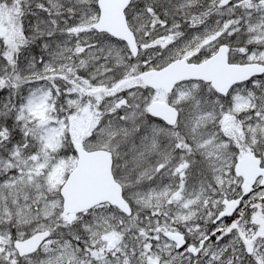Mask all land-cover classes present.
Segmentation results:
<instances>
[{
  "label": "rangeland",
  "instance_id": "374dc122",
  "mask_svg": "<svg viewBox=\"0 0 264 264\" xmlns=\"http://www.w3.org/2000/svg\"><path fill=\"white\" fill-rule=\"evenodd\" d=\"M20 1L23 0L8 2L7 14L0 9V23L6 26V33L0 36V133H3L0 137V254L12 245V240L22 239L26 231L58 225L62 228L54 231L41 254L27 264H174L179 255L172 253L169 239L163 237L151 244L147 241L148 231L171 234L183 229L192 234L200 226L212 224L215 215L210 207L220 205L221 198L237 190L240 183L227 178L221 169L211 168L207 173L214 175H201L190 168L182 170V201L170 183H139L133 188L134 167L144 161L147 164V155L157 150L161 135L160 130L143 122L140 115L146 111L149 101H160L163 95L143 92L140 96L138 89H134L137 86L132 76L124 82L122 77L127 69L124 46L89 29L98 16L96 0H41L40 49L52 51L53 56L23 58L19 53L23 44L18 20L22 16L18 13ZM211 1L214 0H146L142 4L136 0L126 15L130 27L138 34L139 46L160 50V62L178 58L201 62L220 43H227L233 61L264 63V0H234L230 10L221 12L222 16L231 18L221 21L215 17L212 22L208 21L211 23H205L215 15L208 8ZM25 2L30 6L35 4V0ZM181 14L187 24L173 21ZM230 24L232 29H228ZM75 58L78 69L70 80L76 84L62 85L65 75L57 66L62 60ZM25 69L29 76H34L33 80L20 79ZM51 71L57 78L53 82L55 96L49 87L52 79L47 78L49 83L40 80ZM202 90L207 91L203 85H187L178 91L174 102L182 98L186 113L182 116V125L187 126L186 131L189 127L194 135V131L196 134L202 128L198 146L205 149L209 164L229 145L235 149L234 157L243 154L264 158V102L258 108L253 100L254 92L258 96V89L234 90L228 98L230 116H213L218 114L220 101L202 98L198 94ZM186 102L190 105L186 106ZM136 107L139 116H135ZM138 123L142 127L136 135ZM208 124L217 125V130L203 132ZM6 125L10 126L9 130ZM16 131L25 135L26 140L21 157L18 148L2 143ZM77 142L93 147L123 145L124 154H130L134 147L141 151L138 159H126L122 168L125 185L131 187L127 197L135 210L132 218L105 208L89 215H75L70 221L61 218L62 200L58 192L73 166V159L67 153ZM10 198L12 204L14 200L20 204L16 208L8 207ZM248 204L253 210L239 212L229 232L221 236L220 245L237 246L241 253L250 247V261L263 264L264 224L260 221L264 219V189L258 188L247 199ZM164 205L172 210L169 215L156 211ZM118 225L123 226L124 232L116 237L114 230ZM71 226L81 233L68 230ZM85 234L91 236L90 245L99 248L96 262L85 261L82 249L74 248L71 242V236L78 239ZM114 238L116 245L109 249L108 243ZM224 247L210 255L217 260L216 264L224 262L220 259Z\"/></svg>",
  "mask_w": 264,
  "mask_h": 264
},
{
  "label": "flooded vegetation",
  "instance_id": "af4514ba",
  "mask_svg": "<svg viewBox=\"0 0 264 264\" xmlns=\"http://www.w3.org/2000/svg\"><path fill=\"white\" fill-rule=\"evenodd\" d=\"M13 2L14 0H0V9L1 12L8 11L6 7V4L8 2ZM28 1V0H26ZM135 1V0H134ZM133 1V2H134ZM19 2V0H18ZM20 7L18 10V13L22 15L18 20L21 24L19 25V29L21 30V36L20 39L23 41V44L19 48V53L23 58L26 59V57H42L43 55H49L53 56V52L51 51L48 53V51H44L40 49V45L42 44V38H43V30H42V2L41 0H35L34 6H30V4H27L25 0L20 1ZM22 5V7H21ZM232 3L226 5V6H219L218 0L211 1V4L208 8H210L214 15L213 17L210 16V19L205 21V23H211L212 20L218 19V20H225L226 18H231L230 16H225L221 14L224 10H230ZM198 6V5H197ZM196 9L199 10V8ZM222 8V9H220ZM195 9V17L197 18L198 13ZM202 9V7H201ZM201 11V10H200ZM216 17V18H215ZM170 17H168L169 19ZM195 19V18H194ZM175 23L187 24L188 22H185L184 19H182L181 16L175 17L173 19ZM211 21V22H208ZM233 25H229L228 29H232ZM15 30V29H14ZM6 33V26L3 23H0V35L1 37L4 36ZM7 35V34H6ZM0 37V38H1ZM220 47L226 48V61L229 65H250V64H260L264 68V63L262 61L254 60V61H233L230 56V47L227 43H220L217 47L216 51L212 53L211 55L206 56L204 60L210 58L213 56L217 50ZM123 52L125 53V60H126V72L129 70V66L131 62H134V73H132V80L135 81L136 86L134 89H138V93L141 94L143 92L145 93H151L152 94H160L163 95L160 101H149V105L146 109V111L140 115L139 109H137V115L135 116H141L143 117V122H146L150 126V128H155L157 130H160L161 135L159 136V144L157 145V150L154 152H150L149 155H147V164L144 163L141 166L134 167V172L132 173V180L131 183L134 185L140 184H156L158 182L163 183H170L174 190L178 191V197L179 200L182 201V170L183 169H190L193 168L196 170V173H200L201 175L208 174L207 170H212L211 168L215 169H221L223 175L227 174V178H230L231 180L237 181V183H240V187L237 188L235 191H230L231 193L222 197L220 205L217 204L213 208V205L210 207V211L213 215H215V218L213 220V223L204 226H200V229L198 231H195L192 234L187 233L183 229H179L171 234H165L158 232H149V235L147 237V241L149 243H157L156 240H161L163 237H167L169 243L172 246V253L178 254L179 258L178 261L173 262L174 264H216L217 260H213L212 257H210L211 253L217 251V249H222L224 246L220 245L223 241L221 236L225 235L230 230V224H233L234 219L238 217L240 211L246 210L248 213H250L251 210H253L252 207H250V204L246 205L247 199L251 195L255 193V191L259 189H264V186L261 185L262 178H258L255 182V185L253 186L252 192L248 195H244L242 185H243V179L241 177H238L235 175L234 166L235 163L244 158V157H254L258 161V166L260 168H264V158H261L263 156H254V155H239L235 157L232 153L235 152V149L232 148L231 145L229 147H226L217 157H212V164H209V158L205 154V149L198 146V142L200 141V138L202 136V128L198 129L196 134L194 131V135L191 132V129L186 131L187 126L182 125V116H185L184 108H182V98H180L178 103L174 102V99L176 97V94H178L179 90H182L183 87L187 85H198L202 86L207 90L206 93L198 91L199 96L201 95L202 98L209 100L215 99L220 101L219 108L217 109L218 114L213 116H230L231 113L227 112V109L230 107V103L228 102V98L231 96V94L236 89H243V88H249L252 89H258V96L256 97V94L254 92L253 100L255 103H258V108L261 106V104L264 102V69L262 74L260 75H253L248 80L236 83L231 85L225 94H221L218 91H216L212 85L211 82H207L204 80H187V81H180L179 83L175 84L173 89L170 93H165L162 89H152L150 87L145 86L141 81V75L143 72L151 71V70H160L171 63V61L160 62V50L158 49H146V48H139L138 53L135 57H132L129 53L128 49H124ZM71 56H75L77 54H70ZM150 56V57H148ZM153 56H155L153 58ZM108 59V58H107ZM107 59H102L103 61H106ZM101 60V61H102ZM111 58L109 59V61ZM73 61H76V58L73 59ZM201 61V62H203ZM188 63H194L199 64L201 62H190V60H187ZM126 72L123 76L126 75ZM50 77L52 79V83L50 84L51 94L56 95V91H54L53 88V82L57 81L56 76L51 71V74L49 76H44L40 78V80H47V78ZM33 80L34 76H29L28 70H24L22 72V77H20L21 80ZM56 78V80H55ZM54 79V80H53ZM48 83L50 82L47 80ZM46 81V82H47ZM125 82V81H124ZM141 89V90H140ZM8 94H11V90L8 89ZM197 95V94H196ZM203 100V99H202ZM252 100V101H253ZM212 103V102H211ZM190 105V102H186L185 105ZM153 105H162V106H170L176 111V120L173 125L167 124L164 120L161 118L155 117L150 113V108ZM189 109V106L187 107ZM263 110V109H260ZM224 112H227L224 114ZM7 117V116H6ZM141 121V122H142ZM209 125V124H208ZM204 127L203 132H207L209 130L216 131L218 126L217 125H209ZM8 130L10 129L9 125ZM193 126V125H192ZM141 124L138 123L135 126L134 132L138 133L136 135H139L141 132ZM1 131V130H0ZM163 133V134H162ZM192 133V134H191ZM3 133H0V137ZM204 134V133H203ZM135 136V135H134ZM25 135L20 133L19 131L11 132L9 140H4L2 143L7 142V145L9 148L12 146L18 148L20 150V157L24 152L25 148ZM223 141V140H218ZM1 143V141H0ZM82 146V149H84L86 152H95V151H106L110 154V160H111V167H110V173L111 176L116 184H118L121 188L122 197L123 199L128 203L130 209H131V216L133 217L135 214V210L133 206L131 205L127 195L128 191L131 189V187H127L125 185V174L123 173L122 168H124L125 160L128 158L131 159H138L140 157V150L135 149L132 150L130 154H124V148L123 145H113V147H107V146H99V147H93L91 145L85 144L84 142H77ZM77 143H74L72 147H70L68 151V156L73 159V166L72 169L75 167L77 162V153L75 151V145ZM243 149V148H242ZM240 151V149H238ZM243 151V150H242ZM146 157V158H147ZM211 159V158H210ZM71 169V170H72ZM70 170V171H71ZM185 170V172H186ZM205 170V172H204ZM215 173L211 172L208 175H214ZM59 195V192H58ZM14 200V199H13ZM226 201H238V207L237 209L230 215L229 217H221L219 218V215L224 211L225 206L224 202ZM12 204V198L8 201V207L10 208H16L20 203H16V200H14ZM105 208L108 211L112 210L116 213L122 215L120 210L117 208L110 206L108 204L99 205L96 207H93L92 209L85 211L81 213V215L87 214L89 215L91 212L98 211L99 209ZM209 208L207 209V211ZM159 213H162L163 215H169V213L172 211L171 209H166L165 205L156 210ZM78 215V214H76ZM263 216H264V208H263ZM75 217V215H72L71 217L67 218L66 221H70ZM263 220V222H262ZM264 224V219L262 218L260 223ZM220 225L219 227H217ZM61 226L52 225L51 227H45L41 230H36L34 232L26 231V235L22 239H14L12 240V245L8 246L3 252L0 254V264H27V261L32 259L33 257H36L37 255L41 254V250L43 248V245L52 238V235L55 230L61 229ZM70 231L81 233L80 230H77L74 226L69 227ZM48 231V238L46 241H44L38 249L30 254L20 256L16 249L14 248V244L17 241H24L31 237L33 234L38 232H44ZM116 233L115 236H119L118 234H123V226L118 225L116 226V229L114 230ZM127 233H132L133 231H126ZM125 232V233H126ZM264 234V230H263ZM179 235L182 238V246L177 247V244L172 241V236ZM71 236V235H70ZM80 237L76 239L75 237L71 236L72 240L71 242L74 245V248L80 247L82 249V252L86 255L85 261L90 263V261L96 262V257L99 255V248L91 246L90 245V238L91 236L85 234V235H79ZM14 237V236H13ZM12 237V238H13ZM80 239H84V242ZM104 241H106V238H103ZM221 240V241H220ZM84 243V244H83ZM145 243V242H144ZM245 243V242H244ZM116 245V238L114 240H111L108 243V248L113 249ZM76 246V247H75ZM154 247V246H153ZM135 248V247H134ZM251 253V248L248 247L246 249V252L241 253L238 250L237 246H225L222 252L221 260L223 259L224 262L222 264L228 263V264H255L250 261L249 256ZM165 258V257H164ZM262 262L264 264V254L262 256Z\"/></svg>",
  "mask_w": 264,
  "mask_h": 264
},
{
  "label": "water",
  "instance_id": "95a60500",
  "mask_svg": "<svg viewBox=\"0 0 264 264\" xmlns=\"http://www.w3.org/2000/svg\"><path fill=\"white\" fill-rule=\"evenodd\" d=\"M132 0H96L97 20L90 25L96 33H104L109 37L123 42L130 54L135 57L138 46L134 33L128 26L125 10ZM232 0H220L223 6ZM261 65H228L226 48L220 47L215 55L201 64H188L183 59H176L160 70L143 72L142 83L152 89H162L170 93L176 83L184 80H204L211 82L214 89L225 94L228 88L236 83L248 80L253 75L263 72ZM150 113L173 125L176 111L170 106L153 105ZM77 162L74 169L67 175L59 189L62 198L61 216L66 217L81 213L90 208L107 203L116 207L124 215L130 216L131 209L123 199L121 188L111 176L110 154L106 151L86 152L80 144L75 145ZM235 175L243 179V193L248 195L258 178H262L264 186V168L258 166L254 157H244L234 166ZM225 209L219 215L229 217L238 207V201L224 202ZM48 238V231L38 232L24 241H17L14 248L20 256L35 252ZM172 241L181 247L183 242L179 235L172 236Z\"/></svg>",
  "mask_w": 264,
  "mask_h": 264
},
{
  "label": "trees",
  "instance_id": "16d2710c",
  "mask_svg": "<svg viewBox=\"0 0 264 264\" xmlns=\"http://www.w3.org/2000/svg\"><path fill=\"white\" fill-rule=\"evenodd\" d=\"M136 1V0H135ZM135 1L133 3H135ZM140 1V0H139ZM142 1V4H145L144 1L146 0H141ZM141 3V2H140ZM148 7V6H147ZM141 8H143V5H141ZM140 8V9H141ZM147 8H145L144 10H146ZM138 35V34H137ZM141 48V47H140ZM61 64L60 66H57L58 68V71L63 73L64 72V75H65V79L66 81H62L61 82L63 83L62 85H65V86H68V85H72L74 86L76 83H74L73 81L70 80L71 78V75L72 74H75V72L77 71L78 69V64H77V61H65V60H62L60 61ZM129 70L128 72L126 73L125 76L122 77V79L125 81L126 78L130 77L132 75V73H134V62H131L130 63V66H129ZM75 69V70H74ZM61 78V77H60ZM72 79V78H71Z\"/></svg>",
  "mask_w": 264,
  "mask_h": 264
}]
</instances>
